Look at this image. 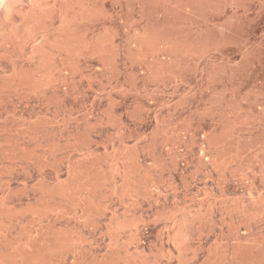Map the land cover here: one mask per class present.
Instances as JSON below:
<instances>
[{
  "label": "rangeland",
  "instance_id": "rangeland-1",
  "mask_svg": "<svg viewBox=\"0 0 264 264\" xmlns=\"http://www.w3.org/2000/svg\"><path fill=\"white\" fill-rule=\"evenodd\" d=\"M45 2L0 41V264H264V0H84L38 84Z\"/></svg>",
  "mask_w": 264,
  "mask_h": 264
},
{
  "label": "bare ground",
  "instance_id": "bare-ground-1",
  "mask_svg": "<svg viewBox=\"0 0 264 264\" xmlns=\"http://www.w3.org/2000/svg\"><path fill=\"white\" fill-rule=\"evenodd\" d=\"M22 1H24V3H25V1H27L28 2V5H27V7L26 8H18V10L20 11V15H21V18H20V21L21 22H19L18 24H20L19 26H17L16 24H15V20H13V21H15V22H13V21H10L12 18V16H11V13L12 12H10L11 11V9L13 8V7H16L17 5H18V3L20 4ZM47 1V0H46ZM206 1V0H205ZM58 2V1H57ZM23 3V2H22ZM48 3V2H47ZM62 4H60V16H61V18H60V21H59V23H58V25H57V27L54 29V31H53V33L51 34V32H49V30H47L48 29V25L49 24H47V29H42L43 30V32H42V42H41V40H40V44L39 45H37V43H35V48L32 50V53H31V55H32V59L33 60H35L34 59V57L35 56H37V55H39V56H37L38 57V63L35 65V63H34V67H33V69H32V71H31V73H32V75H29L30 77L31 76H33V78L35 77V79L34 80H36L38 77V72L40 73L41 71H43V69H41V71H40V67L42 66V67H44V59L46 58V57H50L51 58V56H53V52H52V50H53V48H55V47H58L59 49H61V50H63L64 49V51L63 52H65L66 51V49H68L67 50V52H69V48L71 49L72 47L74 48V46L76 45V44H79V43H82L83 42V38H81V37H79V36H82L83 35V37L86 35V33H85V35L84 34H82L81 33V35L79 34V36H75L74 35V33L76 32V34L77 33H80V32H77V31H74L75 29H72V26L74 25L72 22H75L74 20L75 19H77V20H81V19H84L85 20V18H88V16H90V13H86V10L87 9H89V7H85V5H84V3H86V2H84V0H62V2H61ZM53 4V3H52ZM25 5V6H26ZM48 5H50V4H46V2H45V0H0V15H1V17H0V41H1V43L3 44V42H7V43H10V42H12L13 44H14V42H16L17 40H19L20 41V39L22 40V39H24L25 37H27V34L29 35L30 33H35V28H34V30H33V27L35 26H43L44 25V20L45 21H47L48 22V20H46V18L47 19H49L52 15H51V11L53 12L54 10H49V6ZM56 5L57 4H55V7H56ZM20 6V5H19ZM48 6V7H47ZM53 6V5H52ZM77 6V8L75 9L74 7H76ZM22 7H24V6H22ZM54 7V8H55ZM53 8V7H52ZM51 8V9H52ZM59 8V7H58ZM72 8H74L76 11L72 14V15H69L70 14V12H69V10L70 9H72ZM57 8H55V10H56ZM73 9V10H74ZM18 10H16L17 12H18ZM73 10H70V11H73ZM13 11V10H12ZM57 11V10H56ZM89 11V10H88ZM91 11H92V9H91ZM49 12H50V14H49ZM94 13V12H93ZM13 14V13H12ZM58 14V13H57ZM86 14H89V15H87V17H86ZM51 15V16H50ZM93 15V14H92ZM91 15V16H92ZM95 15V14H94ZM97 15V14H96ZM96 15H95V17H96ZM19 16V15H18ZM50 16V17H49ZM13 19H14V17H13ZM93 19V18H92ZM83 20V21H84ZM80 22V21H79ZM82 22V21H81ZM80 22V23H81ZM85 22V21H84ZM166 22V21H165ZM76 24V23H75ZM149 26V25H148ZM19 27H21L22 29H30V27H32V29H30L28 32H26V31H23V30H20V28ZM74 27V26H73ZM39 28V27H38ZM43 28V27H42ZM78 28V27H77ZM20 31H19V30ZM146 30H148L147 28H145ZM74 32H73V31ZM149 30H152V29H149ZM154 30V29H153ZM152 30V31H153ZM161 30V29H160ZM51 31V30H50ZM79 31V30H78ZM159 31V30H158ZM157 31V32H158ZM39 32V31H38ZM157 32H155L154 31V33L153 34H155V33H157ZM150 33V32H149ZM148 33V31H144L143 32V38L145 39V38H149V39H147L148 40V42H152L151 40H150V37H152V36H148V35H150ZM158 35L160 34V32L159 33H157ZM164 34V33H163ZM35 35H36V33H35ZM152 35V34H151ZM157 35V36H158ZM165 35V34H164ZM163 35V36H164ZM31 36V39H32V34L31 35H29V37ZM155 36V35H154ZM172 36V35H171ZM161 38L162 37V35H159L157 38ZM156 37H155V39H157ZM167 39L168 38H171V40H170V42L169 41H167V42H169L168 43V45H170L171 47H172V45H173V47H174V45L176 44H174V39H176V38H174L173 37V39H172V37H166ZM28 39V38H27ZM86 39V37L84 38V40ZM164 39H165V37H164ZM187 39V38H186ZM185 39V40H186ZM29 40V39H28ZM35 40V39H34ZM34 40H31V41H34ZM141 40H143V39H141ZM150 40V41H149ZM153 40V39H152ZM159 40V39H158ZM158 40L157 41H154V42H152V44L153 43H156V42H158ZM161 40H163V39H161ZM169 40V39H168ZM173 40V42H172V44H171V41ZM178 40V39H177ZM177 40H175V42L177 41ZM24 41V40H23ZM26 41V40H25ZM93 41H94V39H93ZM160 41V40H159ZM164 41H166V40H164ZM164 41H163V43H164ZM179 41H182V38H181V40H179ZM179 41L177 42V47L179 46L178 45V43H179ZM188 41V40H187ZM20 42H22V41H20ZM20 42H18V43H20ZM28 42V41H27ZM145 42V41H144ZM0 43V44H1ZM12 43H11V45L9 44V46H11L12 47ZM26 43V42H25ZM161 43H162V41H161ZM181 43H183V41L181 42ZM87 44H88V42L85 44H81V46H87ZM149 44V43H148ZM158 44V43H157ZM164 44H166V42L164 43ZM163 44V45H164ZM180 44V43H179ZM186 44H188V43H186ZM191 42H189V44H188V46L189 47H187L186 49L188 50V48H191L190 46L192 45V44H194V43H192L191 45ZM3 45H5V43L3 44ZM8 45V44H7ZM6 45V46H7ZM15 45V44H14ZM37 45V46H36ZM150 45V44H149ZM162 45V46H163ZM200 45V44H199ZM5 46V47H6ZM17 46H18V44H17ZM165 46H167V44L165 45ZM176 46V45H175ZM186 45L184 44V47H185ZM10 47V48H11ZM16 47V46H15ZM76 47V46H75ZM94 47V46H93ZM141 47V46H140ZM160 47H161V45H160ZM168 47V46H167ZM181 47H183V46H181ZM180 47V48H181ZM192 47H194L193 45H192ZM196 47V46H195ZM72 48V49H73ZM179 48V47H178ZM180 48H179V51H180ZM16 49V48H15ZM86 49H88V48H86ZM177 49V48H176ZM7 50H9V47H8V49ZM178 50V49H177ZM182 50H184V52H186L185 51V48H183V49H181V51ZM70 51H73V50H70ZM76 51H77V49H76ZM174 51V50H173ZM178 51V52H179ZM180 51V52H181ZM190 51H192V50H190ZM189 51V52H190ZM49 52H50V54H51V52L53 53V54H51V55H49ZM59 52V51H58ZM57 52V53H58ZM87 52V51H86ZM177 52V53H178ZM183 52V54L184 55H186L185 53ZM56 53V54H57ZM61 53H62V51H61ZM81 53V52H80ZM83 53V52H82ZM102 53V52H101ZM187 54H188V51L186 52ZM193 53V52H192ZM48 54V56H46ZM68 54V53H67ZM60 55V54H59ZM180 55H181V53H180ZM36 57V58H37ZM49 58V59H50ZM54 58V57H53ZM47 60H48V58H46ZM45 59V60H46ZM35 62H36V60H35ZM41 62H43V65H41ZM59 69V68H58ZM19 70V69H18ZM30 70V69H29ZM29 70H27V71H29ZM21 71V72H20ZM19 72L15 69V71H14V77L16 78H19V80H23V76L25 75V71H23L22 72V68H21V70H20ZM16 72V73H15ZM47 72H48V70H47ZM42 73V72H41ZM45 74H47V73H45ZM48 75V74H47ZM12 76V77H13ZM26 77L28 76V74H26L25 75ZM49 76V75H48ZM13 77V78H14ZM14 78V79H15ZM17 78H16V80H17ZM44 78V77H43ZM27 79V78H26ZM26 79H24V80H26ZM15 80V81H16ZM31 81H32V79H30ZM39 80H41V78L39 79ZM38 79L36 80L37 82L39 81ZM47 80H48V78H47ZM12 81H13V79H12ZM36 81H34V82H36ZM4 82V81H3ZM11 82V81H10ZM20 82V81H19ZM25 82L26 81H24V84H25ZM33 82V83H34ZM36 82V83H37ZM27 83H28V81H27ZM30 83V82H29ZM35 83V84H36ZM41 83V82H40ZM2 84V83H1ZM12 85L14 84V82L13 83H11ZM38 84H39V82H38ZM9 85V84H8ZM18 85V84H17ZM23 85V84H22ZM30 85V84H29ZM34 85V84H33ZM19 86V85H18ZM37 86V84L35 85V86H33V87H36ZM1 88H3V86H0ZM30 87H32L31 85L29 86V88ZM17 89H19V88H17ZM1 92V91H0ZM57 191V190H56ZM56 243V242H55ZM54 243V244H55ZM52 244V243H51ZM48 246V245H47ZM54 246V245H53ZM63 247V246H62ZM23 256H24V254H23ZM1 260V259H0Z\"/></svg>",
  "mask_w": 264,
  "mask_h": 264
}]
</instances>
